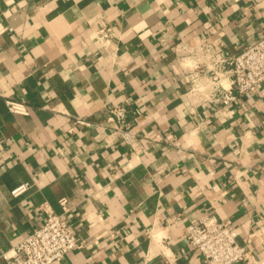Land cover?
Masks as SVG:
<instances>
[{"label": "crops", "instance_id": "1", "mask_svg": "<svg viewBox=\"0 0 264 264\" xmlns=\"http://www.w3.org/2000/svg\"><path fill=\"white\" fill-rule=\"evenodd\" d=\"M263 33L264 0H0V255L64 198L80 247L53 264H204L185 236L203 217L264 264V81L224 106L191 79L201 43L234 57ZM121 103L132 147L107 123Z\"/></svg>", "mask_w": 264, "mask_h": 264}, {"label": "built area", "instance_id": "2", "mask_svg": "<svg viewBox=\"0 0 264 264\" xmlns=\"http://www.w3.org/2000/svg\"><path fill=\"white\" fill-rule=\"evenodd\" d=\"M112 36L111 29H101L97 32L98 41H108ZM205 43H201L198 52L204 60L194 65L191 79L196 80L201 75L208 74V87L219 95V102L224 106L234 102L237 96L256 93L264 81V33L254 44L244 47L234 57H208ZM230 73V87L219 84V75ZM11 113L24 114L25 107L17 102L5 101ZM110 134L120 138L124 144L133 146L135 134L127 121L126 105L121 103L109 109L107 118ZM27 189L21 184L11 191L18 196ZM61 214H47L44 223L23 237L11 249L1 253L0 258L6 264H53L60 262L80 244L64 219L67 212L66 199L58 201ZM188 243L198 251L204 264H252V253L240 246L233 228L215 217H203L189 223L185 232Z\"/></svg>", "mask_w": 264, "mask_h": 264}]
</instances>
